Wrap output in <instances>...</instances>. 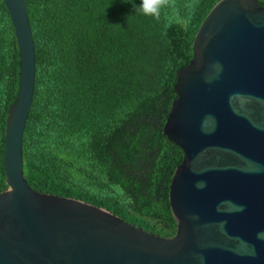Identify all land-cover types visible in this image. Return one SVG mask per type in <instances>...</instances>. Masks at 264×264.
<instances>
[{"label": "water", "instance_id": "obj_1", "mask_svg": "<svg viewBox=\"0 0 264 264\" xmlns=\"http://www.w3.org/2000/svg\"><path fill=\"white\" fill-rule=\"evenodd\" d=\"M21 76L6 125L0 264H264V5L220 0L177 71L164 133L180 146L177 230L149 232L103 207L34 190L23 170L36 51L25 0H4Z\"/></svg>", "mask_w": 264, "mask_h": 264}, {"label": "trees", "instance_id": "obj_2", "mask_svg": "<svg viewBox=\"0 0 264 264\" xmlns=\"http://www.w3.org/2000/svg\"><path fill=\"white\" fill-rule=\"evenodd\" d=\"M220 0H170L160 18L141 0H25L36 51L23 170L36 191L79 199L162 236L177 221L170 188L185 153L164 133L177 71ZM264 5V0H257ZM20 51L0 0V192Z\"/></svg>", "mask_w": 264, "mask_h": 264}, {"label": "clouds", "instance_id": "obj_3", "mask_svg": "<svg viewBox=\"0 0 264 264\" xmlns=\"http://www.w3.org/2000/svg\"><path fill=\"white\" fill-rule=\"evenodd\" d=\"M170 0H141L139 6L136 7V12L154 19L160 18L161 10L168 7Z\"/></svg>", "mask_w": 264, "mask_h": 264}]
</instances>
